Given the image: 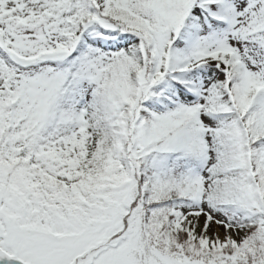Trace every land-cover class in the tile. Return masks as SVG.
<instances>
[{
  "label": "snow or ice",
  "instance_id": "snow-or-ice-1",
  "mask_svg": "<svg viewBox=\"0 0 264 264\" xmlns=\"http://www.w3.org/2000/svg\"><path fill=\"white\" fill-rule=\"evenodd\" d=\"M0 264H264V0H0Z\"/></svg>",
  "mask_w": 264,
  "mask_h": 264
}]
</instances>
